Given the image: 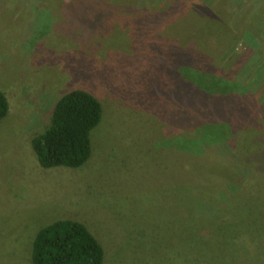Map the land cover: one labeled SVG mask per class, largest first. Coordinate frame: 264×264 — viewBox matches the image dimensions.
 <instances>
[{
	"label": "rangeland",
	"instance_id": "374dc122",
	"mask_svg": "<svg viewBox=\"0 0 264 264\" xmlns=\"http://www.w3.org/2000/svg\"><path fill=\"white\" fill-rule=\"evenodd\" d=\"M213 54L234 94L264 100V0H0V264H32L36 232L64 217L105 264H264V169L240 166L264 135L202 122ZM73 89L103 106L92 155L45 168L32 139Z\"/></svg>",
	"mask_w": 264,
	"mask_h": 264
},
{
	"label": "trees",
	"instance_id": "16d2710c",
	"mask_svg": "<svg viewBox=\"0 0 264 264\" xmlns=\"http://www.w3.org/2000/svg\"><path fill=\"white\" fill-rule=\"evenodd\" d=\"M185 44L188 45L187 42ZM219 48L222 49L221 46ZM214 56L215 54L209 57V70L201 71L207 73V77L214 76V78H210L214 85L211 87L202 84V87L196 88L205 98L200 100L201 105H208L206 113L202 114L207 119H203L202 122L209 121V126L214 124V128L219 124H224L231 131L236 132L238 128H245L257 133L260 130V133L263 132L264 135V121L261 119L264 116V100H260L247 87L243 88L245 91L234 94L233 88L237 86V78L229 80L214 75V71H216L213 63ZM187 66L186 68H192L189 63ZM234 68L223 76L232 75ZM214 89L217 91V96L227 98H222L223 102H219L221 107L216 109ZM191 91L189 89L186 95H191ZM227 91L232 94L231 100V94H225ZM244 92L253 94L249 104L259 103L260 108L263 109L261 116L253 110H249L247 106L249 104L243 103L244 98L241 95ZM8 110V99L4 91L0 89V120L7 116ZM102 117V103L90 92L84 89H73L62 95L54 105L50 125L32 139L33 153L40 165L45 168L83 166L92 155L91 133L98 127ZM163 119L170 124L171 131L178 128L172 126L165 116ZM184 129H192V127L186 125ZM239 132L244 136L245 131ZM258 139L259 137L255 138V140ZM260 141L264 143V136L260 137ZM259 151L261 152L258 153ZM236 155L241 163V155ZM245 160V164H240L241 167L263 170L264 147L246 156ZM105 257V249L92 230L85 223L66 217L56 219L40 228L32 241V264H105Z\"/></svg>",
	"mask_w": 264,
	"mask_h": 264
}]
</instances>
